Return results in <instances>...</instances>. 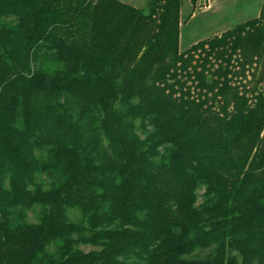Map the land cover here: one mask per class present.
<instances>
[{
    "label": "trees",
    "instance_id": "trees-1",
    "mask_svg": "<svg viewBox=\"0 0 264 264\" xmlns=\"http://www.w3.org/2000/svg\"><path fill=\"white\" fill-rule=\"evenodd\" d=\"M181 1L0 0V264H264V12Z\"/></svg>",
    "mask_w": 264,
    "mask_h": 264
},
{
    "label": "rangeland",
    "instance_id": "rangeland-1",
    "mask_svg": "<svg viewBox=\"0 0 264 264\" xmlns=\"http://www.w3.org/2000/svg\"><path fill=\"white\" fill-rule=\"evenodd\" d=\"M208 1V3H207ZM148 0H136L133 4L138 8L147 11ZM131 3V2H130ZM210 4V7H205ZM264 12V0H196L193 5L190 0H182L180 7V28H179V50H184L193 43L210 38L216 34L232 29L240 23L256 18L260 12ZM192 12L185 22L186 16ZM202 189L198 190V203L201 202ZM70 220H79V212L76 209L68 211ZM39 207H34L28 212L27 219L30 222H37ZM78 247L84 251L97 249L91 245L80 244ZM53 247H50L52 250ZM209 250L197 249L193 256L201 257Z\"/></svg>",
    "mask_w": 264,
    "mask_h": 264
},
{
    "label": "crops",
    "instance_id": "crops-1",
    "mask_svg": "<svg viewBox=\"0 0 264 264\" xmlns=\"http://www.w3.org/2000/svg\"><path fill=\"white\" fill-rule=\"evenodd\" d=\"M123 1H127V2H131V3H133V4H136V3H135L136 0H123ZM207 3H208V1H207ZM205 7H207V8L210 7V4H206Z\"/></svg>",
    "mask_w": 264,
    "mask_h": 264
}]
</instances>
